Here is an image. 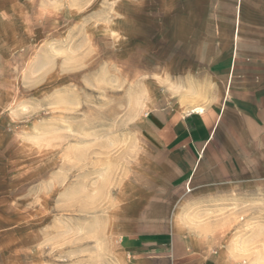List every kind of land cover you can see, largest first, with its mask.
I'll list each match as a JSON object with an SVG mask.
<instances>
[{
	"label": "rangeland",
	"instance_id": "rangeland-1",
	"mask_svg": "<svg viewBox=\"0 0 264 264\" xmlns=\"http://www.w3.org/2000/svg\"><path fill=\"white\" fill-rule=\"evenodd\" d=\"M239 1L0 0V264H169L130 241L195 195L218 264H264V153L193 191L151 122L218 104Z\"/></svg>",
	"mask_w": 264,
	"mask_h": 264
},
{
	"label": "crops",
	"instance_id": "crops-1",
	"mask_svg": "<svg viewBox=\"0 0 264 264\" xmlns=\"http://www.w3.org/2000/svg\"><path fill=\"white\" fill-rule=\"evenodd\" d=\"M238 10L241 40L236 41L235 52L226 62L218 104L203 109L201 97L205 94H199L195 112L190 110L175 120L173 114L151 116L155 134L172 149L177 167L189 178L193 191L196 178L204 172L229 178L248 169L244 156L264 153V0H240ZM211 90L216 87L208 88ZM191 202L195 208L183 210L177 231L171 228L161 238L146 235L131 240L134 256L169 264H218L220 258L211 253L206 228L196 226V195Z\"/></svg>",
	"mask_w": 264,
	"mask_h": 264
},
{
	"label": "bare ground",
	"instance_id": "bare-ground-1",
	"mask_svg": "<svg viewBox=\"0 0 264 264\" xmlns=\"http://www.w3.org/2000/svg\"><path fill=\"white\" fill-rule=\"evenodd\" d=\"M191 111L195 112L196 111V108H192Z\"/></svg>",
	"mask_w": 264,
	"mask_h": 264
}]
</instances>
